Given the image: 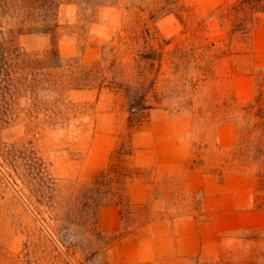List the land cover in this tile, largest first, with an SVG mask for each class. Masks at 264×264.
Wrapping results in <instances>:
<instances>
[{"label":"rangeland","instance_id":"rangeland-1","mask_svg":"<svg viewBox=\"0 0 264 264\" xmlns=\"http://www.w3.org/2000/svg\"><path fill=\"white\" fill-rule=\"evenodd\" d=\"M61 1L60 22L68 27L60 43L66 66L59 73L68 80L98 69L105 79L113 74L136 78L134 54L125 47L135 43L132 39L146 22L160 37L151 42L171 41L160 80L171 96L145 116L135 134L133 161L142 175L130 182L129 194L131 184L142 181L149 185V198L121 205L122 226L115 232L101 229L99 214L97 225L93 216L86 223L75 198L109 163L127 119L123 96L102 87L108 80H72L62 93L41 94L42 105L34 111L26 98L18 105H1L0 264H107L108 244L120 233L118 241L125 243L120 256L130 259L135 245L151 237L150 225L157 220L164 223L153 228L155 234L170 232L172 244L185 247L194 244L198 233L207 253L152 264L256 260L264 246L253 238L264 231V165L228 162L239 135L235 122L221 120L217 105L233 98L247 104L257 96V76L264 71V16L251 35L243 36L222 17L236 0H180L172 12L155 18L150 9L140 10L147 6L143 0ZM53 38L27 34L21 43L28 51H43ZM122 39L125 46L115 52L108 45L102 60V45ZM137 42L142 46L146 40ZM183 43L211 46L205 51L206 80L194 58L185 81L181 74L167 79L173 78L171 52ZM116 57L120 65H114ZM198 75L203 80L195 90L190 79ZM182 104L188 106L178 112ZM41 175L55 181L52 188L39 183Z\"/></svg>","mask_w":264,"mask_h":264},{"label":"trees","instance_id":"trees-1","mask_svg":"<svg viewBox=\"0 0 264 264\" xmlns=\"http://www.w3.org/2000/svg\"><path fill=\"white\" fill-rule=\"evenodd\" d=\"M147 6H140L141 11L150 9L151 18L161 16L173 11V6L178 7L180 0H143ZM69 3H75L67 0ZM64 1L61 0H0V106L18 105L21 98L30 101L31 109L40 108L44 97L43 93L51 91L61 92L67 89L72 80L77 83L95 81L97 78H106L102 70L84 71L81 75H71L66 79L60 69L66 66L62 63L60 43L63 29L68 25L60 22V9ZM163 3V5L161 4ZM151 7V8H150ZM175 7V8H176ZM264 16V0H236L231 4L222 17L232 25L234 33L249 36L259 26ZM95 20H90L94 23ZM141 26V25H140ZM45 34L53 36L51 47L43 51H28L21 43V37L27 34ZM137 35L132 39L135 43L126 42L125 51L134 54L135 77L118 79L112 75L110 79L102 80L108 83L102 87L120 93L125 100L127 119L118 133V145L113 150L109 163L100 170L90 181L83 185L79 191L77 201L80 202L81 210L84 212V220L87 223L91 216L96 218L102 206L111 203L120 205L131 204L129 184L137 177H141L142 169L133 161L136 151L135 134L145 123V116L157 108L164 106V101L170 98L168 87L160 84L161 76L166 62V45L171 41L157 46L152 40L160 39L146 22ZM144 38L146 43L138 45L137 40ZM104 43L102 45V60H105V49L110 51L125 46V42ZM140 42V41H139ZM134 45V46H133ZM215 45V43L213 44ZM205 51H211L209 45L177 44L171 52L170 63L173 67V78L181 74L180 80L185 81V75L190 73V62L194 58L196 71L204 73L207 65ZM192 56V57H191ZM101 60V61H102ZM99 61V62H101ZM114 65L118 63V57L114 59ZM102 63H99L100 66ZM100 73V75H99ZM207 79L206 73L203 74ZM257 96L247 104H237L235 99L231 102L224 101L217 105L218 115L221 120L235 122L238 130V143L228 162L239 161L245 166L264 165V71L257 76ZM190 79L195 90L201 85L202 77L198 75L194 81ZM83 80V81H82ZM86 81V82H87ZM185 85V84H184ZM187 103V102H186ZM191 104V103H187ZM177 111H182L188 105H179ZM165 108H171L166 106ZM175 109V107H173ZM203 106L198 109L203 112ZM191 109V108H189ZM8 111V109H6ZM196 112V111H195ZM6 116H2L4 118ZM261 189L264 190V173ZM39 183L43 182L46 187L52 188L55 181H51L45 175H41ZM48 183V184H47ZM73 223V222H72ZM122 236L120 233L113 241L109 242L111 248ZM254 240L262 245L264 242V231L253 236ZM252 248L250 252H255ZM258 251V250H257ZM246 256V251L242 252ZM240 262L252 264H264V246L257 252V259L242 257Z\"/></svg>","mask_w":264,"mask_h":264},{"label":"crops","instance_id":"crops-1","mask_svg":"<svg viewBox=\"0 0 264 264\" xmlns=\"http://www.w3.org/2000/svg\"><path fill=\"white\" fill-rule=\"evenodd\" d=\"M149 198V185L142 181L133 182L130 187V199L133 203H144ZM109 223V224H108ZM164 221L157 220L150 225L149 232L151 237L142 240L135 245V251L130 259L122 256L121 250L125 243L122 241L116 242L109 248V262L107 264H152L155 261H160L163 258L175 257L190 258L202 256L207 253L205 240L200 238L198 233H195V242L191 246L182 247L181 244H172V235L170 232L165 234H155L153 228L157 224H163ZM99 225L105 232L119 231L122 226L121 205L111 203L104 205L99 210ZM154 233V234H152ZM239 264H252L250 262H240Z\"/></svg>","mask_w":264,"mask_h":264}]
</instances>
